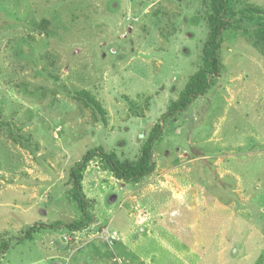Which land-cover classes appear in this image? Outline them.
I'll use <instances>...</instances> for the list:
<instances>
[{
  "label": "rangeland",
  "instance_id": "374dc122",
  "mask_svg": "<svg viewBox=\"0 0 264 264\" xmlns=\"http://www.w3.org/2000/svg\"><path fill=\"white\" fill-rule=\"evenodd\" d=\"M208 14L203 0H0V264H264L260 21L224 32L219 76L163 119L201 68ZM156 125L152 175L125 183L95 157L93 222L15 242L80 219L69 168L87 150L134 161Z\"/></svg>",
  "mask_w": 264,
  "mask_h": 264
},
{
  "label": "trees",
  "instance_id": "16d2710c",
  "mask_svg": "<svg viewBox=\"0 0 264 264\" xmlns=\"http://www.w3.org/2000/svg\"><path fill=\"white\" fill-rule=\"evenodd\" d=\"M203 1L208 5L209 14L206 18L208 34L201 51V68L189 78L178 98L170 103L168 112L163 119L183 112L196 98L204 96L207 93L214 79L219 76L221 71L219 51L223 34L234 28L236 23L241 22L244 18L250 21L254 19L260 21L259 29L256 31V34L264 45L263 9L253 5H246L245 8L243 7L240 10H236L235 6L237 0ZM74 99L103 118L104 109H102L101 105L90 96L88 92H75ZM152 130L154 132H152L141 145L139 156L134 161H129L127 159L119 160L114 153L103 154L97 148L87 150L81 160L69 168V195L71 201L75 204L80 213V219L69 224H62L59 222L48 225L34 224L27 228L26 231L22 233L21 237L16 238L15 242L18 243L22 240H31L33 236L40 231L52 230L59 227L71 233L86 229L93 222L90 202L82 192L83 172L88 163L95 157H98L103 166L109 170L115 179L125 183H138L141 179L152 175L155 169L152 157V145L153 142L158 139L160 126L156 125ZM7 248L8 242L2 241L0 243V255H3Z\"/></svg>",
  "mask_w": 264,
  "mask_h": 264
},
{
  "label": "water",
  "instance_id": "95a60500",
  "mask_svg": "<svg viewBox=\"0 0 264 264\" xmlns=\"http://www.w3.org/2000/svg\"><path fill=\"white\" fill-rule=\"evenodd\" d=\"M67 62H68V64H69V60H68Z\"/></svg>",
  "mask_w": 264,
  "mask_h": 264
}]
</instances>
